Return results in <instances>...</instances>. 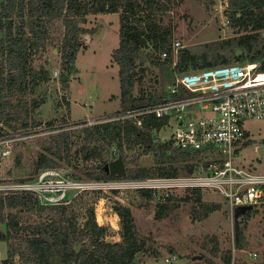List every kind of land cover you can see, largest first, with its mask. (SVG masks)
Here are the masks:
<instances>
[{
	"label": "trees",
	"instance_id": "1",
	"mask_svg": "<svg viewBox=\"0 0 264 264\" xmlns=\"http://www.w3.org/2000/svg\"><path fill=\"white\" fill-rule=\"evenodd\" d=\"M184 0H1L0 1V134L21 131L36 132L41 123L33 118V113L44 98L34 97L40 83L47 82L50 72L47 68L36 67L33 56L43 53L52 45L59 51L62 71L71 73L75 70L74 61L80 48L79 38L88 30L82 24L88 14L117 13L119 23V42L112 52V61L118 66L119 102L118 114L141 112L150 104L161 99L155 93L145 91L141 86L144 72L143 57L145 49L156 52H168L164 60L150 61L160 73L171 70V39L173 25L164 22L163 14L172 2ZM228 25L235 35L226 40L232 44L229 56L249 63L261 61L256 70L264 72V0H227L224 10ZM226 47V46H224ZM242 50L237 56L236 49ZM177 69L190 62L189 50L181 48L177 54ZM225 62L227 58L223 59ZM141 67V68H140ZM171 76V75H170ZM61 84L67 87V78L61 76ZM169 77L163 79V83ZM141 125L137 126L132 118H113L86 125L80 129L86 146L84 160L100 159L109 147H116V156L124 163L125 174L112 175L105 170L108 163L102 159L85 171L88 179L111 181L115 179L172 178L192 173L201 161L199 151L170 149L168 143L156 141L152 130L163 125L164 120L151 114H138ZM53 128V122H46ZM55 129V128H54ZM67 137V133H58L54 139ZM247 136V134H246ZM67 144V143H66ZM141 148L143 154L151 152L154 162L149 167H128L126 150ZM44 151L37 153L33 172L37 174L45 168H56L57 163L51 154L60 157L59 150L52 144L43 145ZM19 159V157H18ZM131 162V161H130ZM180 163L181 165H178ZM73 178L80 177L73 175ZM202 208V215L218 209V205L201 202V190H188ZM141 196L151 198L153 191L140 188ZM187 198V196H185ZM182 197L172 193L159 196L154 217L163 219L177 207ZM251 206L236 207L235 215L248 214ZM64 204L44 206L31 193L10 192L0 194V224H6V231L0 228V241L8 246V257L17 255L20 264H132L137 253L144 251L145 241L139 236L133 214L129 207L120 203L112 206L120 224V241L109 243L103 237L107 229L97 224L90 207L85 220L78 224L75 216L54 219L55 211L64 214ZM50 211L51 217L34 224H25L26 211ZM84 242L79 250L75 243ZM236 246L239 247L237 234ZM227 264L231 261V251L223 256ZM8 258L2 264H8Z\"/></svg>",
	"mask_w": 264,
	"mask_h": 264
},
{
	"label": "rangeland",
	"instance_id": "2",
	"mask_svg": "<svg viewBox=\"0 0 264 264\" xmlns=\"http://www.w3.org/2000/svg\"><path fill=\"white\" fill-rule=\"evenodd\" d=\"M222 1L171 2L163 14L164 22L170 20L173 25L171 45L178 40L183 47L188 48L189 63L206 60L216 62L221 55H229L233 46L231 43L227 45L226 40L235 33L231 27L225 29L223 26L226 14L220 8ZM82 25L88 31L79 38L75 70L71 73L62 71L59 51L52 45L43 53L33 56L36 67L43 66L50 72L49 80L40 83L34 95L45 99L33 113V118L41 126L34 129V134H23L26 137L13 142L9 158L0 163L1 180H27L33 177L34 161L37 153L44 151L43 145L52 144L54 150H59V158L55 154H51V157L55 158L56 169L62 175L71 178L76 175L82 180H91L85 176V171L91 170L90 166L102 159L109 163L118 157L116 147L112 145L103 152L101 160H84V148L92 144L85 143L80 133V129L86 125L115 118L120 108L118 66L112 61V52L119 42L118 14H88ZM144 52L148 56L142 58L144 72L141 86L160 98L173 72L169 74L168 70L162 75L150 61L153 56L160 60L158 54L147 48ZM62 75L67 78V87L61 84ZM50 121L53 122V128L47 127L46 122ZM243 126L247 138L239 144L233 160L252 172H264V154L257 152V146L264 144V119H248ZM65 132L67 137L54 139L58 133ZM125 153L128 167H149L155 158L151 152L143 154L139 147L126 150ZM111 181L115 183L111 187L78 192L64 204V214L52 211V217L60 219L74 215L76 222L82 224L88 208L92 207L97 224L107 229L104 241L113 243L120 241V224L112 206L120 203L129 207L138 234L145 241L144 251L135 255L132 264H227L223 256L228 250L231 251L233 264H264V204L250 207L246 215H235L221 195L201 190L202 203L218 205V209L204 216L200 201L181 187L154 188L152 197L146 198L139 194V187L133 179ZM167 190L184 200H180L169 216L155 219L156 202ZM23 215L25 224H34L51 217L48 209L41 212L26 211ZM236 234L239 247L235 245ZM82 243H75L76 250L81 248ZM171 255H175L176 259L165 262V258ZM6 258L8 264H20L17 255L8 257L7 243L0 241V264Z\"/></svg>",
	"mask_w": 264,
	"mask_h": 264
},
{
	"label": "built area",
	"instance_id": "3",
	"mask_svg": "<svg viewBox=\"0 0 264 264\" xmlns=\"http://www.w3.org/2000/svg\"><path fill=\"white\" fill-rule=\"evenodd\" d=\"M226 7L227 0H223L220 8L225 10ZM223 26L229 29L227 17ZM181 48L183 45L178 40L171 45L173 76L164 87L161 99L141 112L120 113L116 118H132L137 126L141 125L137 115L142 113L164 120L160 128L152 130L155 140L168 143L170 149L199 151L201 161L188 175L133 179L134 184L139 189L148 188L153 192L158 187H181L217 193L232 211L236 207L264 204V172H252L233 160L239 144L247 138L244 121L264 119V72L256 70L261 61L249 63L236 60L232 55H221L216 62L184 64L176 70ZM158 56L164 60L168 52L162 50ZM53 73L56 75V71ZM23 134L34 133L19 130L0 134V163L9 158L13 142L26 137ZM114 184L112 181L71 178L56 168H45L27 180L3 181L0 178V194L26 191L40 204L51 206L66 204L86 189ZM171 192L164 191L161 196ZM175 259L176 256L171 255L165 262Z\"/></svg>",
	"mask_w": 264,
	"mask_h": 264
},
{
	"label": "water",
	"instance_id": "4",
	"mask_svg": "<svg viewBox=\"0 0 264 264\" xmlns=\"http://www.w3.org/2000/svg\"><path fill=\"white\" fill-rule=\"evenodd\" d=\"M241 53H242V50L237 48L236 49V55L239 56ZM257 152H258V154H264V144L257 146ZM105 170L112 175H115V174L124 175L125 174L124 163L120 157H117L116 159L107 163L105 165ZM0 228L3 231H6V224L2 223L0 225Z\"/></svg>",
	"mask_w": 264,
	"mask_h": 264
},
{
	"label": "crops",
	"instance_id": "5",
	"mask_svg": "<svg viewBox=\"0 0 264 264\" xmlns=\"http://www.w3.org/2000/svg\"><path fill=\"white\" fill-rule=\"evenodd\" d=\"M196 62V61H195ZM198 62V61H197Z\"/></svg>",
	"mask_w": 264,
	"mask_h": 264
}]
</instances>
